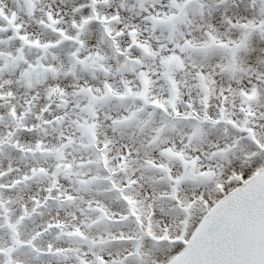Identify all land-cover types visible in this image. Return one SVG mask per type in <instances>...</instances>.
Listing matches in <instances>:
<instances>
[{
    "label": "snow or ice",
    "instance_id": "6c2138e0",
    "mask_svg": "<svg viewBox=\"0 0 264 264\" xmlns=\"http://www.w3.org/2000/svg\"><path fill=\"white\" fill-rule=\"evenodd\" d=\"M0 264H264V0H0Z\"/></svg>",
    "mask_w": 264,
    "mask_h": 264
}]
</instances>
